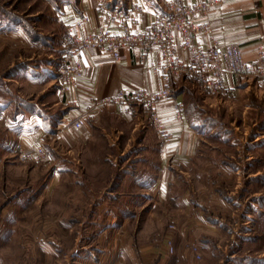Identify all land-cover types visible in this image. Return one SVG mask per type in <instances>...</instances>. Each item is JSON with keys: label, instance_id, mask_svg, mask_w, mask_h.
Masks as SVG:
<instances>
[{"label": "rangeland", "instance_id": "374dc122", "mask_svg": "<svg viewBox=\"0 0 264 264\" xmlns=\"http://www.w3.org/2000/svg\"><path fill=\"white\" fill-rule=\"evenodd\" d=\"M77 1L0 0V264H206L197 244L181 241L175 248L168 233L186 218L187 203L204 202L199 195L214 215L222 214L226 225L219 244L225 250L212 244L208 263L243 264L240 256L250 255L246 264H264V97L250 91L240 98L223 97L188 79L185 112L200 133L199 156L205 159L195 160L192 172L173 180L166 200H158L151 188L142 194L120 188L122 195L110 190L124 171L112 164L115 158L120 165L121 157L110 148L104 136L108 132L101 130L91 139L105 142L103 147L86 144L74 153L80 151L86 180L81 173L78 180L81 169L74 167L76 173L60 175L50 184L59 157L56 165L47 159L20 161L19 154L31 149L18 142L23 123L36 116L52 126L66 112L57 103L67 51L62 18ZM115 1L125 2L110 3ZM146 123L152 128L148 119ZM138 131L132 140L139 139ZM39 144L45 153L49 150ZM121 151L124 157L132 148ZM91 155L94 159H88ZM133 165L140 167L139 162ZM221 205H227V214L220 212ZM252 231L258 239L243 241ZM166 237H172L173 254L145 261L142 253L162 246ZM191 245L199 247L201 259L193 257Z\"/></svg>", "mask_w": 264, "mask_h": 264}, {"label": "crops", "instance_id": "0c3cea01", "mask_svg": "<svg viewBox=\"0 0 264 264\" xmlns=\"http://www.w3.org/2000/svg\"><path fill=\"white\" fill-rule=\"evenodd\" d=\"M160 1L161 3H152L148 0H126L127 5L122 9L116 1L110 3V0H78L75 5L67 7L64 11L62 22L65 30L71 28L75 34L81 35L90 30H99L107 24H113L112 17L115 18V15L119 13L124 14L132 3H143L146 5L144 11L132 24L133 29H140L150 24L154 12L168 14L166 6L163 7L164 0ZM187 1L195 3L208 0ZM211 1L214 4L206 16L209 32L200 35L198 39L206 45H210L212 40H218L221 44L234 42L241 47L244 58L251 61L256 60L259 48L264 47V0ZM101 5L104 6V9H101ZM179 54L182 57L187 56L182 51ZM159 59V53L155 50L149 51L142 58L141 52L133 48L122 49L117 60L111 58L102 49L81 53L82 77L70 91L58 95L57 103L66 108V112L61 114L62 121L55 122L51 126L50 123L45 124L39 117L36 119V116H32L18 130L20 137L18 142L22 144V147L28 148L44 142L45 148L48 145L50 150L46 151L47 161L56 165V158H60L59 166L54 167L55 170L51 171L52 183L50 184L53 185L60 175L62 178L63 174L76 173L73 170L74 167H80L77 168L78 170L81 169L76 173L78 180H80L79 173L84 180L87 179L86 173H84V164L81 166L80 151L76 155L74 153L79 147L86 144H91V147L96 149L103 147L105 142L102 144L91 139L95 130L108 132L104 136L108 138L110 148L118 151L119 157H121L120 165L115 164V158L112 163L117 167L116 171H124L123 176H116V182L110 187V190L114 191L116 195L125 193V191H117L120 188L125 190L127 187L136 190L137 194H142L140 192L143 189L151 188L158 200H166L169 196L168 187L173 185V180L185 172H192L195 160L205 159L199 156L200 133L194 122L187 118L185 112V94L190 88L188 79L195 80L190 76L182 75L171 77L167 82H164L158 72L154 71V66ZM226 80L234 86L232 97H243L249 91L258 97H264V85L257 79L245 80L229 76ZM164 86L170 88L172 95L158 105V111L163 117L171 119L174 103L181 102L183 104V118L181 121H171L172 137L166 144H162L154 130L147 125L148 114L142 112L137 103L129 105L111 102L104 105L97 104L101 99L116 96L122 89L131 91L145 88L148 91H156ZM77 119H81L83 122L79 129H75L73 126ZM135 131H138L139 139L137 141L132 140ZM123 137H126L125 140ZM125 146L132 148V151H127L123 157L121 148L124 149ZM88 159H94V155ZM137 162L140 163V167L134 168L133 164ZM91 163L97 164L93 160ZM124 166H127L126 170H124ZM92 171L94 172V169ZM148 174L150 181H153L151 184L148 181ZM193 182L192 186L195 192L196 181ZM78 183L80 184L79 181ZM94 183L96 184V181ZM104 187L106 188L105 185ZM199 196L205 203L208 202L202 195ZM204 202L190 201L187 203L186 218L177 223L176 230L168 233L174 237L175 248L181 245V241L182 243L197 244L206 257L205 263L209 264V254L214 255L212 244H217L215 248L220 251L225 250L219 244L223 239L222 227L226 225L222 214L214 215L215 210L212 206L207 204L205 206ZM227 210V205H221V213L223 211L227 214ZM246 211L245 223L249 221L247 218L250 215L248 210ZM257 223V220L254 221V226ZM245 231L247 230L245 229ZM242 239L245 242L256 241L258 237H255V231H252L248 237ZM217 241L219 242L216 243ZM250 243L253 242L247 244ZM181 252L183 255L184 250ZM142 254L145 261L161 258L166 254V246L163 243L162 246L155 249H146ZM232 254L230 256H233ZM233 258L238 262V257H230V259ZM240 258L244 261L243 264L250 263V255L240 256ZM190 262L188 260L187 264ZM218 262H222V259L220 258ZM241 263L238 262V264ZM193 264L198 263L193 262Z\"/></svg>", "mask_w": 264, "mask_h": 264}, {"label": "built area", "instance_id": "2783aa9c", "mask_svg": "<svg viewBox=\"0 0 264 264\" xmlns=\"http://www.w3.org/2000/svg\"><path fill=\"white\" fill-rule=\"evenodd\" d=\"M214 2L187 0H166V15L153 13L149 25L133 29L132 24L144 11L143 3H132L124 14H116L113 24H107L99 30H90L81 35L75 34L71 28L66 29V53L63 57V68L60 78V91L66 93L83 75L81 53L83 51L102 49L114 60L119 59L124 48H133L141 52L144 58L151 50L159 53L160 59L154 66L161 79L167 82L171 77L187 75L192 77L200 88L210 94L232 97L234 86L227 82L229 76L240 79H257L264 85V47L258 50L254 61L244 58L242 49L234 42L219 43L212 40L210 45L202 43L198 37L209 32L206 16ZM101 9L104 6L101 5ZM86 18V17H85ZM187 54L182 57L179 52ZM172 95L169 87L164 86L156 91L145 88L131 91L120 90L116 96L101 99L98 105L105 103L131 104L137 103L142 112L148 114L149 123L162 144L172 137L171 121H181L183 104L175 102L172 117L167 119L158 111V105ZM82 120L74 121L75 129L82 127ZM22 162H41L47 155L41 144H35L29 151L21 152ZM166 254L174 252L172 237H166ZM190 252L197 260L202 254L197 245L190 246Z\"/></svg>", "mask_w": 264, "mask_h": 264}, {"label": "trees", "instance_id": "16d2710c", "mask_svg": "<svg viewBox=\"0 0 264 264\" xmlns=\"http://www.w3.org/2000/svg\"><path fill=\"white\" fill-rule=\"evenodd\" d=\"M126 3H127L126 0H125L124 4H122V5H120V3H119V7L122 9L125 8V6L127 5Z\"/></svg>", "mask_w": 264, "mask_h": 264}]
</instances>
